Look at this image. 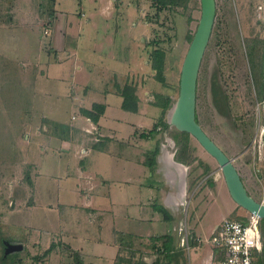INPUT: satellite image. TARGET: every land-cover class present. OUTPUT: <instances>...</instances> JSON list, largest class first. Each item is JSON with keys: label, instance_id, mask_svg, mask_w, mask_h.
<instances>
[{"label": "rangeland", "instance_id": "rangeland-1", "mask_svg": "<svg viewBox=\"0 0 264 264\" xmlns=\"http://www.w3.org/2000/svg\"><path fill=\"white\" fill-rule=\"evenodd\" d=\"M97 1L99 4L103 0H0V264L2 257L5 264H77L78 256L65 248L59 247L55 257L44 255L53 241L79 247L64 223L58 222L57 213L46 211L56 202L57 194L62 195L66 184L74 183L75 162L70 161L62 172L71 175L70 181L58 180L57 185L47 174L55 161L48 158V164L46 154L34 147L58 145L60 139L67 137L66 128L81 97L86 95L82 92L85 87L92 88L103 97L98 101L107 105L102 126L116 129L119 119L139 121L147 129H135L137 133L151 129L161 114L151 105L155 93L172 95L174 103L177 99L180 68L189 46L185 36L187 31L196 30L200 1L191 0L186 11L180 7L157 11L155 0H104L105 6L111 8L106 19L97 12ZM188 15L193 19L190 24ZM138 21L145 27L140 26L134 33L142 41L136 47L125 37L126 24ZM152 41L167 52L165 86L155 81L150 69L148 53ZM252 44L258 47L254 54L256 67L252 64L254 69L250 71L248 52ZM262 53V94H258L252 77ZM132 57V64L126 69ZM117 59L123 64H118ZM114 83L137 86L142 119L122 112L120 97L106 92L114 90ZM214 85L227 96L229 105L216 107ZM170 111L163 116L168 129L173 130L168 123ZM196 113L203 131L233 160L248 194L264 203V0H216L213 31L198 74ZM121 127L126 131L128 125ZM165 137L169 138L161 131L154 139L173 144ZM191 143L196 157L193 167L197 168L190 173L191 178L199 174L198 182L207 180L201 175L203 169L198 168V164H204L209 167L212 187L216 182L221 185L220 195L208 209L201 203L203 211L207 210L201 220L205 236L206 227L222 218L233 200L216 161L194 138ZM112 161L97 157L93 167L107 182L110 180V191L120 185L124 196V177L131 166L125 161ZM194 185L190 186V194ZM78 196H71L72 201H77ZM194 204L192 199L189 210ZM185 208L181 209L182 215ZM5 242L20 244L22 250L7 258L10 254L5 255ZM87 259L85 262L93 263L92 256Z\"/></svg>", "mask_w": 264, "mask_h": 264}, {"label": "crops", "instance_id": "crops-1", "mask_svg": "<svg viewBox=\"0 0 264 264\" xmlns=\"http://www.w3.org/2000/svg\"><path fill=\"white\" fill-rule=\"evenodd\" d=\"M112 2L115 3L116 0ZM104 3L103 0L99 4L97 1L96 4H98L97 12L106 19V12L111 8ZM114 8L116 5H113ZM126 26L128 36L125 38H128L130 45L137 47L140 40H137L134 33L137 32V28L139 30L142 28L140 26L144 25L139 22L127 23ZM131 51L134 52L135 49L131 48ZM133 59L132 57L129 64L126 63V69L132 64ZM117 62L123 64L120 59H117ZM145 63L147 65L148 62ZM77 70V74L80 73V68ZM82 92L86 93L80 99V104L84 103V105L79 104L78 109H75L76 112L71 115L69 127L66 128L67 137L60 139L58 145L56 143L51 147L49 144L44 148L41 145L34 147L35 151L39 148L41 154H46L48 164L51 162L48 158L57 162H53L52 169L47 172L57 185L58 180H63L65 183L70 181L71 175L62 173L67 170L70 161L75 162L76 165L74 183L66 184L62 191L63 196L57 194L56 202H52L50 204L52 207L46 211L50 210L51 214L57 213L58 222L64 223L71 238L76 243L79 242L77 244L79 247L74 248L72 247L74 244L53 241L51 244H54L55 248L48 255L55 257L56 250L61 247L75 257L78 256L83 264H115L118 257L122 258L121 264H165L166 261L170 264H214L221 256L209 243L212 232L226 218L235 219L245 216L244 210L232 202L222 218L212 221L213 223L206 227L204 236L201 220L207 210L203 211V207L208 209L214 203L215 197L220 195L219 182L212 187L214 182L208 180L210 175L208 174L204 182H195L190 194L191 166H185L174 160L175 144L167 137L165 138L170 139L173 144L158 141L159 152L155 157L154 165L149 169L145 165V160L157 141L154 138L140 137V132L147 128L141 127L139 121L121 119L117 120L119 126L116 129L102 126L101 121L107 117L108 109L106 104L98 101V98L102 100L103 97H99L89 87H85ZM106 92L115 94L114 90ZM138 92L136 94L140 100ZM121 102L120 97V109ZM92 104L105 106L104 113L97 123H93L81 114L82 109L89 110ZM141 104V102L138 104L137 113H127L138 115L142 119V107H139ZM122 112L126 111L122 110ZM124 123L128 125L126 131L121 127ZM140 128H142L140 132L134 131ZM75 132L78 135H75ZM96 144L101 149H93ZM101 156L118 164L125 161L126 165L131 166V170L127 168L124 177V196H121L120 185L110 191V180L107 182L105 180L107 178L93 167L96 165L97 157ZM35 168L38 169V165H35ZM77 194L80 198L72 201L71 196ZM192 199H195V204L189 210ZM184 206L186 211L182 215L181 209ZM160 207L166 210L167 219L162 211H158ZM33 209L35 208L31 210ZM165 224L169 225L168 228ZM166 254H169L167 260ZM88 255L92 256L93 263L85 262Z\"/></svg>", "mask_w": 264, "mask_h": 264}, {"label": "trees", "instance_id": "trees-1", "mask_svg": "<svg viewBox=\"0 0 264 264\" xmlns=\"http://www.w3.org/2000/svg\"><path fill=\"white\" fill-rule=\"evenodd\" d=\"M191 0H155V4L154 7L156 8L157 11H161L163 9H168L169 11H172L173 8H182L183 10H188L189 9V3ZM193 21V19L191 18V16L188 15V19H187V23L190 24ZM213 31V30H212ZM215 31V30H214ZM193 32H191V30L187 31V34L185 36V39L187 40V42L190 43L192 37H193ZM149 46H151V50L149 51V64H150V69L151 71L154 73L153 77L155 79V81H157L158 83L162 84L163 86L166 85V78H165V68H166V50H164L163 48L159 47L157 42H150ZM257 44H252L250 46L248 55H250V60L249 64L250 66L253 64L254 65V54L257 53ZM258 70L255 71V74L253 75V82H254V87H255V92H257L258 94H262V89H261V83H260V79H261V70L260 68L263 65V53L259 55L258 57ZM256 67V64L254 65V68ZM252 66L250 71H252ZM253 68V69H254ZM260 86V87H259ZM137 86L134 85H129V84H124L123 86H120L118 83H114V91L115 94L118 95L119 97H121L122 102H121V109L126 111V112H130V113H137L138 112V104H139V99L138 96L136 94L137 90H136ZM212 93H213V101L214 104L216 105V107L218 109H220L222 107V103L229 105L228 103V98L226 95H224L222 93V91H220L218 89V87H216L215 85L212 87ZM174 104V100L172 99V95L170 94H161V93H155L154 94V101L151 103V105L157 109L160 110V116L157 119V122H155L152 126L151 129L149 130H145L143 132L140 133V137L143 139H153L155 137L156 134H159V132L161 131H165L166 134L168 135V137L174 142L175 144V154H174V160L180 164H183L185 166H191V172L196 171V167L194 168L193 165L196 162V157L194 155L195 153V147L192 145L191 143V136L187 133L184 132H179L176 129L173 130H169V126L167 124V122L164 120V116L163 114H165L166 111L170 110L172 108ZM105 110V106L101 105V104H92L91 108L89 110L86 109H82L81 110V114L84 117H87L88 119H90V121H92L93 123H97L100 116L103 115ZM196 121L198 122V118H197V113H196ZM43 123L46 124H50L47 122ZM55 125L53 124L54 127V131H56L55 129ZM63 132V131H62ZM64 133V132H63ZM67 133V131H66ZM158 141L155 143L154 148L152 150H150L149 156L148 158L145 160V165L151 169L152 166L154 165L155 162V157L159 152V145H158ZM99 146L98 144L93 146V149L95 150H99L101 148L97 147ZM194 168V169H192ZM198 168H202L203 171L201 173L202 176H206L209 174V167L204 165V164H198ZM200 175L198 174L195 178H191L190 175V186H193L195 184L196 181H198V177ZM26 179L27 176H26ZM158 211H162V214L165 216V218L167 219V212L166 210H164L163 208H159ZM235 219H242L241 218H235ZM258 228L261 234V240H262V249L259 253L255 254V260H254V264H264V219H260L259 220V224H258ZM159 239V238H157ZM10 244H14L12 242H9ZM55 248L54 244H51L50 247L44 252V255H48L50 254ZM121 252V249H120ZM10 255L7 257H13L16 254V252H12L9 253ZM169 254H166V260L168 259ZM1 262L2 264L6 263V259H4L3 257L1 258ZM77 264H83L82 261L80 259H77ZM122 263V258L118 257L117 261L115 262V264H121ZM165 264H170L169 262H165Z\"/></svg>", "mask_w": 264, "mask_h": 264}, {"label": "water", "instance_id": "water-1", "mask_svg": "<svg viewBox=\"0 0 264 264\" xmlns=\"http://www.w3.org/2000/svg\"><path fill=\"white\" fill-rule=\"evenodd\" d=\"M200 18L180 68L178 96L170 109L168 123L177 131L189 134L216 161L230 198L244 211L264 219V203L251 197L233 160L203 131L196 121L197 80L204 52L216 16V0H199ZM5 255L21 251L22 245L4 243Z\"/></svg>", "mask_w": 264, "mask_h": 264}, {"label": "built area", "instance_id": "built-area-1", "mask_svg": "<svg viewBox=\"0 0 264 264\" xmlns=\"http://www.w3.org/2000/svg\"><path fill=\"white\" fill-rule=\"evenodd\" d=\"M259 220L250 213L242 219H224L209 238L221 256L214 264H254L255 254L262 249Z\"/></svg>", "mask_w": 264, "mask_h": 264}, {"label": "bare ground", "instance_id": "bare-ground-1", "mask_svg": "<svg viewBox=\"0 0 264 264\" xmlns=\"http://www.w3.org/2000/svg\"><path fill=\"white\" fill-rule=\"evenodd\" d=\"M169 120H170V116H169ZM165 150V149H164ZM165 154V153H164ZM170 155V154H169ZM168 157V156H167ZM171 159V158H170Z\"/></svg>", "mask_w": 264, "mask_h": 264}]
</instances>
